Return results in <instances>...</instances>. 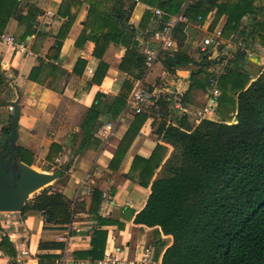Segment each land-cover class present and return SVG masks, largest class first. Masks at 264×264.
Here are the masks:
<instances>
[{
  "label": "crops",
  "instance_id": "0c3cea01",
  "mask_svg": "<svg viewBox=\"0 0 264 264\" xmlns=\"http://www.w3.org/2000/svg\"><path fill=\"white\" fill-rule=\"evenodd\" d=\"M62 1L20 0L22 15L36 14L34 27L41 35L34 33L24 36L25 24H20L14 17L8 20L2 34L12 36L15 42H23L32 52L31 55L18 52L11 44L0 39V64L6 75L9 104L16 102L19 112L16 145L28 151L26 158L31 160L29 166L39 171L49 172L42 166H49L50 170H54L56 165H65L69 154L79 141L78 138L75 142L73 135L81 130L87 108L96 102L94 98L97 92L106 96L101 100V124L105 120H112L115 123L114 130L108 139L102 140L97 127L94 136L98 144L92 143L83 148L71 162L67 176L55 179L49 184L53 190L61 191L76 205L71 222L46 223L44 214L33 210L0 212V264H73L74 260L79 259L75 253L87 251L91 247V233L97 224L96 215L122 223L121 227L116 224L102 226L107 232L103 256L110 252L120 257L133 258L147 245L151 247L154 257L161 261L164 249L171 243V236L162 234L157 227L133 222L135 214L146 202L150 183L155 175L148 186L140 185L124 176L134 173L130 172V167L135 155L149 157L157 143L168 148L166 157L173 149L153 132V116H148L140 126L118 170L113 171L108 167L118 142L137 114L128 104L131 92L138 81H142L150 91H154V96L143 104L141 111L152 103L153 98L161 94L169 95L170 105L175 107L169 118L173 120L184 116L185 124L194 126L202 118L228 119L230 113L225 112L221 117L217 111L218 97L222 93V88L217 84L219 75L229 72L238 79L242 70L235 66V63L239 59L242 63L248 61L249 66L254 67L249 68L248 75L241 79L243 84L247 82L248 85L264 67V48L258 43L247 45L239 34H230L224 38L222 31L227 15L220 12V16H217L215 9L203 20L193 17L188 18L187 23L178 24L173 31L175 48L172 55L175 52L188 55L190 59L198 62L207 55L209 60L216 61L200 75L201 78L206 74L210 75L208 83L204 80L206 89L193 87L185 95V105L181 106L178 97L185 93L191 82L190 70L194 68L193 64L167 67L163 61L166 54L161 52L152 66L146 68L139 78L120 69L121 60L128 49H135L145 60L146 48L156 46L153 32L165 19L154 13L157 8L164 11L158 6V0H105L107 13H116L118 9L124 11L128 14V23L134 26L135 31L129 47L121 42L111 41L104 50L102 60L108 66L99 83L92 82L100 59L92 54L95 44L91 36L96 25L102 21L98 16L104 10L93 2L95 0H75L77 4L72 3L69 8L71 14L75 13V18L64 32L62 25L68 16L60 14ZM188 1L183 5H187ZM234 1L218 0L225 5L226 2L231 4ZM253 5L261 8L264 6V0H254ZM146 14L147 20L144 19ZM248 21L247 16L241 19L242 23ZM217 30H220L221 34L216 48L203 46V39L212 36ZM81 33L83 36L87 35V38L78 41ZM52 49H58L55 56L49 55ZM238 50L242 51V55L234 59ZM217 67L220 70L218 74H214ZM127 85L129 89L124 87ZM213 88L218 90L217 96L212 94ZM122 90L126 93L125 106L116 119H112L106 116L105 111L112 99ZM209 103L214 104V111L203 113ZM8 105L0 111V126H3L8 115L12 114ZM58 110L63 116H56ZM80 111L83 113L80 114ZM57 118L76 120L78 123L70 131L68 129L59 132L52 129V121ZM52 142L62 146L59 156L54 159L47 158ZM88 188L89 193L86 192ZM94 191L100 192V196H93ZM60 237L65 238V243L61 242L64 240Z\"/></svg>",
  "mask_w": 264,
  "mask_h": 264
},
{
  "label": "trees",
  "instance_id": "16d2710c",
  "mask_svg": "<svg viewBox=\"0 0 264 264\" xmlns=\"http://www.w3.org/2000/svg\"><path fill=\"white\" fill-rule=\"evenodd\" d=\"M158 1V6L167 14L180 11L186 3V0ZM253 1L235 0L225 5L218 0H189L185 14L190 19L200 17L203 20L211 10L215 9L217 16L225 12L224 38L239 34L247 45L258 43L264 48V6L255 7ZM93 2L104 10L99 13L102 21L96 25L91 36L95 44L92 54L100 59L92 82L99 83L108 66L102 60L104 50L111 41L129 47L135 28L128 23V14L124 11L118 9L116 13H107V1ZM72 3L77 4L75 0H63L60 5V14L68 16L62 25L64 32L75 18V13L69 11ZM243 16L249 18L247 23L241 22ZM12 17L25 24L24 36L41 35L34 27L36 14L22 15L20 0H0V35ZM147 17L148 14L144 19L147 20ZM86 38L87 35L81 33L78 41ZM57 50L52 49L49 55L55 56ZM234 57L239 58L237 54ZM163 61L167 67L194 65L190 70L191 82L185 93L178 97L181 106L185 105V95L193 87L206 89L204 80L208 83L210 75L206 74L204 78L200 75L216 62L209 60L207 55L198 62L176 52L171 57L165 55ZM120 69L136 78L141 77L146 69L143 56L135 49H128ZM227 74L219 75L217 84L222 93L218 97L217 111L221 117L225 112L230 113L228 119L202 118L194 126L185 124L184 116L171 120L169 116L174 113L175 107L170 105L169 95L161 94L153 98L143 111L135 114L108 164L111 170H118L140 126L148 116H153V132L173 149L166 157L168 148L157 143L149 157L135 155L130 167V172L134 173L124 176L148 186L155 175L146 202L135 214L133 222L157 227L162 234L171 236V243L163 251L161 264H264V67L248 85L241 82L240 76L237 79L229 72ZM6 84V75L0 64V111L9 104L10 94ZM124 87L129 89V85ZM103 98L106 96L97 92L96 102L87 108L81 130L73 135V140L76 142L79 138V141L69 154L67 163L56 165L54 170H50L49 166L46 168L57 173V180L67 176L71 162L83 148L92 143L98 144L94 132L101 125L99 114L102 113ZM125 103L126 93L122 90L108 105L106 116L116 119ZM11 117L10 113L7 124L0 126L2 152H5L1 146L2 139L10 135ZM18 150L17 162L30 165L31 160L26 158L28 151L21 147ZM61 150L59 143L52 142L47 158H57ZM94 195L100 196V192L94 191ZM75 209L72 200L49 185L29 198L21 212L40 211L46 223L67 224L71 222ZM95 219L97 224L91 233V247L75 253L79 258L102 257L107 234L102 226H122V223L100 215H96Z\"/></svg>",
  "mask_w": 264,
  "mask_h": 264
},
{
  "label": "built area",
  "instance_id": "2783aa9c",
  "mask_svg": "<svg viewBox=\"0 0 264 264\" xmlns=\"http://www.w3.org/2000/svg\"><path fill=\"white\" fill-rule=\"evenodd\" d=\"M137 1V0H136ZM186 5L182 7L181 11L177 14H167L163 10L157 8L154 10V13L159 17H165L162 21V24L153 32V38L156 41L155 47L146 48L144 51L145 54V66L150 68L154 61L156 60L159 53L164 52L166 55L171 57L172 51L175 48V41L173 39V31L175 27L180 23H187L188 16L185 14ZM200 19V17H198ZM220 30H217L212 36H207L203 39L202 45L212 46L214 49L219 44L218 38L220 36ZM0 39L7 44H11L18 52L27 53L29 55L32 52L27 48L23 42H15L13 37L10 35L1 34ZM242 43H239L241 46ZM2 68V67H1ZM91 72V70L89 69ZM212 94L217 96L219 94L216 88L212 89ZM154 96V91H150L142 81L136 82L135 87L133 88L128 104L133 107L135 113H139L142 109V106L145 102L149 101ZM8 110L13 111V105H8ZM214 111V104L209 103L204 109L203 113L209 114ZM114 121L105 120L100 126H98V135L102 140L108 139L112 135L114 130ZM87 193L90 192L88 188ZM65 243V238L60 237ZM73 264H161V261L154 257V254L151 250V247L145 245L140 250L139 254L133 258H124L120 257L113 253H105L103 257L92 259V258H79L73 261Z\"/></svg>",
  "mask_w": 264,
  "mask_h": 264
},
{
  "label": "water",
  "instance_id": "95a60500",
  "mask_svg": "<svg viewBox=\"0 0 264 264\" xmlns=\"http://www.w3.org/2000/svg\"><path fill=\"white\" fill-rule=\"evenodd\" d=\"M236 54L242 55V51L238 50ZM169 60L174 63V59ZM18 117L15 102L10 119V135L1 142L5 152L0 153V212L21 211L31 194L43 189L57 178L55 171L43 172L24 162H17Z\"/></svg>",
  "mask_w": 264,
  "mask_h": 264
},
{
  "label": "rangeland",
  "instance_id": "374dc122",
  "mask_svg": "<svg viewBox=\"0 0 264 264\" xmlns=\"http://www.w3.org/2000/svg\"><path fill=\"white\" fill-rule=\"evenodd\" d=\"M240 60L241 59L237 60L238 62L236 61L237 63H235V66L241 68L242 71H240L239 76L242 79H244L248 75V73L250 72V69H252L254 67V65L249 66L250 62L247 61L245 63H242ZM219 70H220V68L217 67L216 70L214 71V74H218L217 72H219ZM159 83H160V81H159ZM237 87H239V86H237ZM79 113L82 114L83 111H80ZM56 116H63V114H61L58 110V114ZM76 123H78V121H76V120L73 121V120H66L63 118H57V119H54L52 121V129H55L56 131H59V132H62V130H68V129L70 131L74 128ZM6 124H7V120H5L4 125H6ZM64 124H65V126H64ZM0 151H1V147H0ZM42 168H48V166H42ZM33 195L34 194H31L29 198L33 197Z\"/></svg>",
  "mask_w": 264,
  "mask_h": 264
},
{
  "label": "flooded vegetation",
  "instance_id": "af4514ba",
  "mask_svg": "<svg viewBox=\"0 0 264 264\" xmlns=\"http://www.w3.org/2000/svg\"><path fill=\"white\" fill-rule=\"evenodd\" d=\"M0 153H3L2 151H0Z\"/></svg>",
  "mask_w": 264,
  "mask_h": 264
}]
</instances>
